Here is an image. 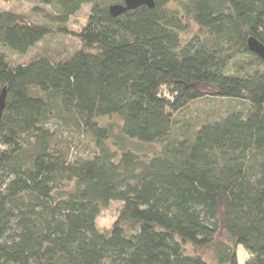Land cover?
Segmentation results:
<instances>
[{"label":"trees","instance_id":"obj_1","mask_svg":"<svg viewBox=\"0 0 264 264\" xmlns=\"http://www.w3.org/2000/svg\"><path fill=\"white\" fill-rule=\"evenodd\" d=\"M29 1L46 23L0 10V264H207L185 247L213 242L218 264H264V59L247 46H264V0H153L117 16L108 7L123 0ZM190 20L199 31L183 38ZM54 33L79 48L9 60ZM213 99L224 110L193 124ZM104 117L119 118L117 135ZM63 130L94 148L71 155ZM221 226L232 244L215 240Z\"/></svg>","mask_w":264,"mask_h":264},{"label":"rangeland","instance_id":"obj_2","mask_svg":"<svg viewBox=\"0 0 264 264\" xmlns=\"http://www.w3.org/2000/svg\"><path fill=\"white\" fill-rule=\"evenodd\" d=\"M39 5L35 1L29 0H9L2 1L0 0V10H12L15 11L27 20L37 23L47 22L41 15V12L38 10H33V7ZM91 8L90 3H85L81 6L78 12L72 15L67 23L68 29L71 31H78L85 24L87 20V16L89 14V10ZM199 27L193 21H188V27L185 32H182L183 38H189L194 34L198 33ZM80 46L77 38L72 34L60 35L54 33L52 36L45 38L41 42H39L34 48L30 49L25 55H20L10 50H7L6 53L8 55L9 60L14 63H23L29 60H32L39 56H47L50 59H62L71 54L74 50L78 49ZM217 99H213L210 102H205L204 104L196 103L192 107V112L190 113L192 116L193 124L196 123L200 118L209 116L210 118L216 117L218 113H221L225 108V103L222 102V106ZM221 111V112H219ZM189 115V114H188ZM178 117V116H176ZM99 123L105 126L111 127L112 134L117 135L119 125L121 124L118 117H104L99 119ZM61 142L60 145L63 147H67L69 153L71 155H75L76 153L82 154L86 156L90 153V151L94 148L95 144L93 138L85 133H77L75 131H67L63 130L62 134H59ZM128 146L132 148L134 151L139 152H147L151 154L155 150L159 149V145H137V143L127 142ZM138 146L139 149H134V146ZM120 204L118 202H113L109 207L103 209L100 215L97 218V226L100 230H107L111 227L113 220L115 219ZM227 240L232 244L228 235L226 234L223 227H220V230L215 238V240ZM186 252L192 254H199L205 260L207 264H218L216 260V255L214 251V242L211 244H207L205 246H193L191 244H187ZM236 252V258L239 263H243L248 257V251L241 244H236L234 246Z\"/></svg>","mask_w":264,"mask_h":264},{"label":"water","instance_id":"obj_3","mask_svg":"<svg viewBox=\"0 0 264 264\" xmlns=\"http://www.w3.org/2000/svg\"><path fill=\"white\" fill-rule=\"evenodd\" d=\"M142 5L153 7L154 3L153 0H123L122 4L120 3L111 4L108 7V10L112 16H117L124 13L125 11L135 9ZM247 46L251 52L256 53L257 55H259L261 58L264 59V46L260 42H258L254 37H249L247 39ZM5 97H6V91L5 89H3L0 93V119L5 107Z\"/></svg>","mask_w":264,"mask_h":264}]
</instances>
